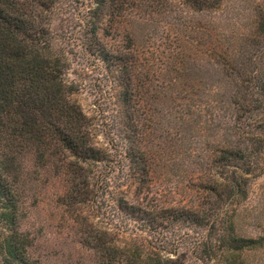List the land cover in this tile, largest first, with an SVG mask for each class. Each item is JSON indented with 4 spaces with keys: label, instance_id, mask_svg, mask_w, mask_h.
Listing matches in <instances>:
<instances>
[{
    "label": "trees",
    "instance_id": "1",
    "mask_svg": "<svg viewBox=\"0 0 264 264\" xmlns=\"http://www.w3.org/2000/svg\"><path fill=\"white\" fill-rule=\"evenodd\" d=\"M71 2L0 0V220L4 231H8L0 238L4 259L8 264H39L29 256L30 242L20 229V221L24 218L26 192L44 175L48 182L54 179L60 184L58 199L71 211L74 223L84 226L80 243L94 252L97 264H165L160 257H144L142 252H132L114 243V238L107 240L105 230L82 213L81 209L88 206L104 214L110 201L115 202L126 221L151 231L185 226L197 235L205 229L206 235L195 236L189 243L192 250H198L209 261L218 257L220 264H242L241 253L260 247L263 238L238 236L228 206L245 199L250 177L264 172L257 163L258 157L264 155L261 137L251 139L248 146L228 144L213 150L210 165L218 168L221 177L207 178L201 183L206 203L166 207L159 202L158 195L157 205L149 203L156 153L141 146L145 139V97L141 94L138 97L135 88L125 92L122 101L131 109L127 120L133 133L104 145L95 140L94 125L71 98L74 90L65 78L68 57L62 46L63 31L57 32L52 27L55 18L63 23L71 22L72 11L76 10ZM219 2L183 0L180 3L201 11L215 8ZM174 6L173 0H88L78 26L92 37L87 45L90 54L99 56L103 63L109 58L112 64L123 62L128 77H134L136 55L112 54L101 37L120 28L128 16L144 19L146 14L152 17ZM258 31L264 34V14L260 15ZM167 55L157 60L159 63L152 74L157 77V101L179 98L182 101L180 118L184 119L191 114L190 95L177 93L173 97L161 91L174 88L180 80L184 54L178 50ZM142 70L146 94L150 84L148 63ZM255 88L258 95L264 96V78L256 81ZM229 102L237 112L234 121L229 123L217 117L224 109V100L214 96L208 104L215 112L211 113V121L225 131H239L241 126L235 123L238 115L241 118L257 110V102L261 100L231 95ZM160 147H157V156L162 153ZM27 158L29 162L25 163ZM125 161L131 173L125 172ZM120 178L133 182L130 197V193L117 197V192H121Z\"/></svg>",
    "mask_w": 264,
    "mask_h": 264
},
{
    "label": "rangeland",
    "instance_id": "2",
    "mask_svg": "<svg viewBox=\"0 0 264 264\" xmlns=\"http://www.w3.org/2000/svg\"><path fill=\"white\" fill-rule=\"evenodd\" d=\"M173 1L176 6L164 14H154V19L148 14L144 19L128 16L120 28L101 37L112 54L136 55L134 77H128L123 62L112 64L109 58L103 63L99 56L89 53L87 45L92 37L78 26L88 0H73L70 5L76 10L72 11L71 22L63 23L55 18L52 27L57 32L63 31L62 46L68 57L65 78L74 90L71 98L95 127V140L104 145L133 133L127 120L131 109L122 99L126 91L135 88L138 97L139 94L145 97V139L141 146L156 153L152 194L147 201L157 205L158 195L163 206L192 207L206 203L201 183L207 178L221 177L218 168L210 165L217 146H248L251 139L260 136L264 148V96L258 95L255 88L256 81L264 78V34L258 31L264 0H220L215 8L201 11L182 5L183 0ZM66 24L69 25L65 27ZM178 50L184 54L181 78L174 88L161 91L173 97L177 93L190 95L191 114L184 119L180 118L179 98L157 101V77L152 76L157 60ZM145 63L150 71L146 94L142 70ZM231 95L261 100L257 102V110L241 118L238 115L235 123L240 124L239 131H225L211 121V113L215 114L208 105L212 96L224 100V109L216 116L229 123L234 121L237 112L229 102ZM158 145L160 156H157ZM28 162L29 158L25 159ZM257 163L264 171V155L258 157ZM125 164V172L131 173L126 161ZM43 176L26 192L24 218L20 221V229L30 242V258L39 264H97L94 252L80 243L84 226L74 223L71 211L58 199L60 184L54 179L48 182ZM118 185L121 192H117V197L127 193L131 196L132 181L120 178ZM109 204L104 214L88 206L81 209L89 221L105 230L107 240L114 238V243L132 252H142L144 257H160L165 264H220L218 257L209 261L189 247L195 236L207 234L205 229L197 231V235L185 226L151 231L126 221L115 202ZM228 213L238 236L263 238L260 247L241 253L242 264H264V172L250 177L247 197L230 204ZM7 232L0 220V238ZM0 264H8L1 252Z\"/></svg>",
    "mask_w": 264,
    "mask_h": 264
}]
</instances>
